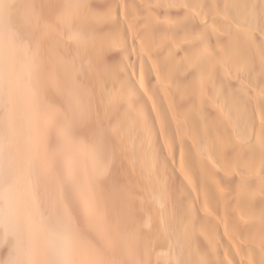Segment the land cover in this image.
Returning a JSON list of instances; mask_svg holds the SVG:
<instances>
[{
	"label": "bare ground",
	"instance_id": "bare-ground-1",
	"mask_svg": "<svg viewBox=\"0 0 264 264\" xmlns=\"http://www.w3.org/2000/svg\"><path fill=\"white\" fill-rule=\"evenodd\" d=\"M0 264H264V0H0Z\"/></svg>",
	"mask_w": 264,
	"mask_h": 264
}]
</instances>
